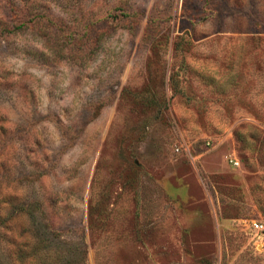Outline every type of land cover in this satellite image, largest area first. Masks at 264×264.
<instances>
[{"label": "rangeland", "instance_id": "obj_1", "mask_svg": "<svg viewBox=\"0 0 264 264\" xmlns=\"http://www.w3.org/2000/svg\"><path fill=\"white\" fill-rule=\"evenodd\" d=\"M71 1L0 0V264H264V0Z\"/></svg>", "mask_w": 264, "mask_h": 264}, {"label": "trees", "instance_id": "obj_2", "mask_svg": "<svg viewBox=\"0 0 264 264\" xmlns=\"http://www.w3.org/2000/svg\"><path fill=\"white\" fill-rule=\"evenodd\" d=\"M5 1H9V4L10 5H13L15 0H5ZM31 1L32 0H21V16L23 15V12L22 11H27V10L30 9V7H31ZM71 3H78V2L76 0H72ZM66 6H70V4L68 3V4H66ZM12 13L14 14L15 17H21V16H19L20 11H18V10L17 11L16 10L13 11ZM39 19L42 20L41 17H39ZM9 22L11 23L12 21L11 20L10 21L9 20H4V22H3V21L0 20V31H4V32L7 31L8 32L9 30H11V27H14L13 30H12V32H22L24 30V28H25V23L24 22H21V25H19V26H10V25H13V24H10ZM33 23H35V22L33 21ZM39 23L41 25H43V22L42 21H39ZM39 23H38V25H39ZM81 251L83 252L84 251V248H82ZM81 251H80V253H81ZM84 253H85V251H84ZM82 255H83V257L81 258L80 264H85V255L83 253H82ZM53 259L59 260L58 263H50V264H59L60 259H62V256H60L59 253H54ZM44 261H45V259L44 258H41V262H44Z\"/></svg>", "mask_w": 264, "mask_h": 264}, {"label": "built area", "instance_id": "obj_3", "mask_svg": "<svg viewBox=\"0 0 264 264\" xmlns=\"http://www.w3.org/2000/svg\"><path fill=\"white\" fill-rule=\"evenodd\" d=\"M179 149H176L178 152ZM232 162V161H231ZM234 166H238V162H232ZM249 229L253 232L254 237L257 239L258 243L264 242V222L261 221H252Z\"/></svg>", "mask_w": 264, "mask_h": 264}]
</instances>
